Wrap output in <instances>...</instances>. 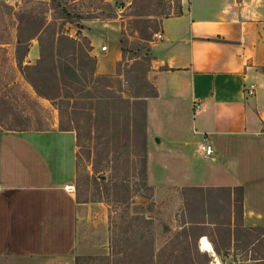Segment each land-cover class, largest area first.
Listing matches in <instances>:
<instances>
[{"label":"crops","instance_id":"obj_1","mask_svg":"<svg viewBox=\"0 0 264 264\" xmlns=\"http://www.w3.org/2000/svg\"><path fill=\"white\" fill-rule=\"evenodd\" d=\"M180 5L181 12L162 20L163 38L150 42L147 75L157 91L146 96L147 145L154 151L153 160L147 156V184L156 205L168 201L169 213L165 219L140 218L133 237H175L178 226L191 225L198 226L196 237L209 240L206 227L215 225L228 228L229 237L240 226L252 234L264 228V0H181ZM104 44L100 50L106 53ZM121 59L122 51L114 58L116 70H106L97 58L96 73L115 75ZM250 83L257 85L255 94L247 91ZM160 102L172 113H191L192 139L158 135ZM204 133L211 155L200 148ZM77 153V132L61 130L58 119L49 129H0V264H76L77 256H110L109 245L79 239L88 234L82 231L75 185ZM241 186L240 217L235 196ZM212 192L220 197L211 205ZM198 193L204 198L196 200ZM121 227L117 237L125 235ZM258 235L264 237V231ZM216 258L223 264L217 253ZM259 260L249 256L251 263Z\"/></svg>","mask_w":264,"mask_h":264},{"label":"rangeland","instance_id":"obj_2","mask_svg":"<svg viewBox=\"0 0 264 264\" xmlns=\"http://www.w3.org/2000/svg\"><path fill=\"white\" fill-rule=\"evenodd\" d=\"M67 1L72 11L82 17L62 26V21H56L59 13L52 7L51 0H0V129H11L13 122L21 123L26 117L30 118L32 127L36 120L42 119L45 126L51 128L56 119L60 123L59 106L67 124V115H72V126H76L75 131L79 133L75 185L82 205V231L88 234V237L79 239L92 246L111 247L109 260L98 259L97 264H185L188 263L189 247L198 259L196 243L201 238L196 237L200 232L198 226L182 229L178 226L175 237H133L132 233L134 222L140 218L165 219L169 213L165 199L155 204L153 189L148 184L146 186L147 179L145 181L142 174L145 141L146 156L151 154L154 159V151H150L147 145V102L144 96L154 91V84L147 76L151 61L131 59L129 64H123L121 78L113 76L103 82L95 80L84 89H81L80 82L62 84L61 96L53 100L38 95L29 79L34 78L44 91L55 93L56 80L47 44L46 61L40 69L48 77L46 84L34 69L18 66L19 58L25 66L39 64L44 57L39 35L48 41L54 29H63L81 42L92 36L99 52L96 57L102 67L116 70L114 58L121 51L122 32L132 45L137 44L143 24L158 21L161 28L165 17L180 12L181 0ZM44 19L45 26L42 24ZM54 21L56 26L49 25ZM41 25L38 35L30 37ZM101 43L109 47L106 53L100 50ZM55 48L60 54L61 47L57 44ZM31 51L33 56V51L39 53V57L31 58ZM156 109L155 127L159 136L179 140L186 136L184 138L188 140L195 135L191 129L187 131V124L191 128V113H172L164 102H160ZM151 165L153 171V161ZM210 195L215 197L211 205L215 199L219 201V194L212 192ZM204 196L198 193L196 200ZM217 211L219 213V204ZM183 214L182 211L177 213L179 223ZM118 227L125 230L122 237H117ZM206 229L212 236L210 240L221 248L223 264H230L235 255L237 259L264 256V237H257L258 231L247 234L238 229L241 239L239 245L234 246V237H229L230 231L225 226H208ZM199 251L202 252L200 247ZM232 264L240 262L232 261Z\"/></svg>","mask_w":264,"mask_h":264},{"label":"trees","instance_id":"obj_3","mask_svg":"<svg viewBox=\"0 0 264 264\" xmlns=\"http://www.w3.org/2000/svg\"><path fill=\"white\" fill-rule=\"evenodd\" d=\"M52 7L54 8L55 11L59 13V16L56 17V21L60 20L62 21V26L65 22H74V20H78L82 16L80 13H77L75 11H72L70 8V3H68L67 0H51ZM180 12H181V5H180ZM76 18V19H75ZM54 21L52 23H49L51 26H56L57 22ZM147 21H144V23ZM45 26V19L42 23ZM159 22L156 21L153 24H149L148 22L143 24L141 27V37L138 40V42H135L137 44L132 45V42L130 41L129 37L122 32L121 35V51H122V59L118 61L117 63V73L115 75L112 74H97L96 73V64H97V57L91 53L93 49V45L91 44V40L89 38L85 37L86 42H81L75 37L71 36L69 33L64 31L63 29L57 30L54 29L53 32H51V36L49 37L48 41H45L42 34L39 35V39L41 42L42 50H43V58H41L39 64L36 65H23V60L22 58H19L18 60V66L20 68H31L34 69V72L37 74L42 75L43 82L46 84L47 82V76L41 73L43 63L46 61V44L48 45L47 50L50 55L51 59V64H52V73L53 76L56 80V91L55 93L51 94L48 91H44L38 82L32 78L29 77L33 87L35 88L36 92L38 95L43 96L45 98L49 99H54L57 96H61V88L62 84H71L73 85L75 82H80L82 84L81 89H84L87 85L92 83L93 81H101L103 82L104 80L106 81L109 78H112L113 76H117L118 78H121V74H123L122 66L124 63L127 62L129 64V60L134 59L135 61H140V60H150L152 57L150 56V41H152L153 35L159 31ZM42 29V25L34 32L30 37H35L38 35L40 30ZM45 31V30H44ZM79 33V32H77ZM80 34V33H79ZM19 43H22V40L19 38L18 39ZM58 44L60 54L56 53V45ZM57 55L60 57L57 59ZM22 57V56H21ZM42 65V66H41ZM33 70H31L29 73L31 74ZM130 73V71H129ZM82 75L84 76L82 78ZM30 76V75H29ZM141 75H139L140 78ZM145 78V77H144ZM72 80V81H71ZM79 87V88H80ZM157 95L156 88L154 87L153 93H146L144 96H155ZM69 96V95H68ZM140 96V95H137ZM59 110L61 112V120L59 123V128L61 130H76V126L73 127L71 120H73L72 115L70 116L67 115V122L68 124L64 121L62 118V108L59 106ZM64 112V111H63ZM30 118L26 117V119L21 121V123H18V121L13 122V127L18 128L19 126H22L20 129H30V128H35V129H49L45 126L44 120L38 119L36 120V124L34 127L32 125H29ZM18 129V130H20ZM78 139H79V133H77ZM144 151H145V158L143 162V171L142 174L144 176V179L146 181L147 179V167H148V160H147V146H146V141L144 144ZM147 186V183H146ZM235 205L238 211L239 216H242V208H243V197H244V189L243 186L239 187L237 189V193L235 196ZM243 231L244 233L249 234V228L248 227H243L240 226L234 231V246H238L240 242V232ZM254 230L258 231V233L263 232L264 228L258 227L255 228ZM253 234V233H252ZM233 242V241H232ZM231 245V244H230ZM189 246V245H188ZM199 241L196 243V252H198V259H196L195 255L193 253V250L191 247L188 248L187 250V255H186V260L188 263L185 264H210L211 261L213 260L212 256L206 252V251H199ZM216 253L222 257V260L224 259L223 253L221 252V248L216 246ZM224 254H228L227 251H225ZM104 259H108L109 257H103ZM102 257H94V256H87V257H82V256H77L76 258V264H97L96 260H102ZM253 259H261L258 262L255 263H249L247 260H249L248 256H245L243 258H238L237 255H235L230 264H232V261L237 260L240 262V264H264V256L262 257H253ZM109 260V259H108Z\"/></svg>","mask_w":264,"mask_h":264},{"label":"built area","instance_id":"obj_4","mask_svg":"<svg viewBox=\"0 0 264 264\" xmlns=\"http://www.w3.org/2000/svg\"><path fill=\"white\" fill-rule=\"evenodd\" d=\"M155 39H161L163 38V34L161 32H156L155 35H154ZM107 45L104 44L101 48L103 51H106L107 50ZM256 89H257V85L256 83H250L249 86H247V91L249 94H255L256 93ZM200 148H201V151L205 154V155H211L214 151L213 149V146L212 144L210 143L209 141V138L207 136L206 133L203 134L202 136V140H201V145H200ZM1 185H0V190H1ZM69 189H75V185H71V186H68ZM206 238V237H202L201 240H200V248L202 246V242H203V239ZM208 240V243L210 244L211 246V250H205L206 252H208L212 257H213V260L211 261V264H221L219 262V260L216 258V253H215V249H214V246L212 244V242L206 238Z\"/></svg>","mask_w":264,"mask_h":264},{"label":"clouds","instance_id":"obj_5","mask_svg":"<svg viewBox=\"0 0 264 264\" xmlns=\"http://www.w3.org/2000/svg\"><path fill=\"white\" fill-rule=\"evenodd\" d=\"M206 249L210 251L211 250V246L206 240H204L202 242L201 251H205Z\"/></svg>","mask_w":264,"mask_h":264},{"label":"bare ground","instance_id":"obj_6","mask_svg":"<svg viewBox=\"0 0 264 264\" xmlns=\"http://www.w3.org/2000/svg\"><path fill=\"white\" fill-rule=\"evenodd\" d=\"M206 240L208 242V240L206 238L203 239V241Z\"/></svg>","mask_w":264,"mask_h":264}]
</instances>
